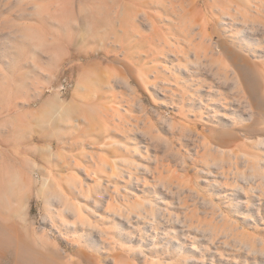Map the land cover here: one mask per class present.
Listing matches in <instances>:
<instances>
[{
  "label": "rangeland",
  "instance_id": "374dc122",
  "mask_svg": "<svg viewBox=\"0 0 264 264\" xmlns=\"http://www.w3.org/2000/svg\"><path fill=\"white\" fill-rule=\"evenodd\" d=\"M0 264H264V0H0Z\"/></svg>",
  "mask_w": 264,
  "mask_h": 264
},
{
  "label": "bare ground",
  "instance_id": "6f19581e",
  "mask_svg": "<svg viewBox=\"0 0 264 264\" xmlns=\"http://www.w3.org/2000/svg\"><path fill=\"white\" fill-rule=\"evenodd\" d=\"M218 47H219V45L217 43H212L209 40V42L207 43L206 49H207V52L210 54L211 57H214L218 62H220L221 66L224 70L223 76L225 77V79L227 80L230 78L231 80L236 81L235 83H239L240 88L244 91L246 88L244 89L245 86H243L241 83V81L243 79L242 67L248 64V61H249L248 58L244 57V56H242L236 52L229 53L226 51V49L224 47L223 48H221V47L218 48ZM246 91L247 90L244 91V94ZM240 92H241V90H240ZM229 105H231V104H229ZM229 125H231V124H229Z\"/></svg>",
  "mask_w": 264,
  "mask_h": 264
},
{
  "label": "built area",
  "instance_id": "2783aa9c",
  "mask_svg": "<svg viewBox=\"0 0 264 264\" xmlns=\"http://www.w3.org/2000/svg\"><path fill=\"white\" fill-rule=\"evenodd\" d=\"M60 88H61V89L64 88V83L60 84Z\"/></svg>",
  "mask_w": 264,
  "mask_h": 264
}]
</instances>
